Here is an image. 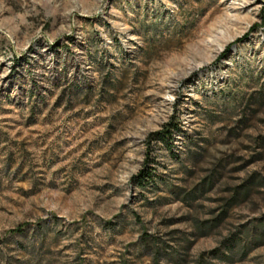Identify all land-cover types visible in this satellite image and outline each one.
Masks as SVG:
<instances>
[{"label": "rangeland", "instance_id": "rangeland-1", "mask_svg": "<svg viewBox=\"0 0 264 264\" xmlns=\"http://www.w3.org/2000/svg\"><path fill=\"white\" fill-rule=\"evenodd\" d=\"M262 18L0 0V264H264Z\"/></svg>", "mask_w": 264, "mask_h": 264}, {"label": "trees", "instance_id": "trees-1", "mask_svg": "<svg viewBox=\"0 0 264 264\" xmlns=\"http://www.w3.org/2000/svg\"><path fill=\"white\" fill-rule=\"evenodd\" d=\"M263 20V24H264V18H262ZM159 134V133H158ZM161 138L164 137L163 134H160ZM152 170L148 167H145L143 169H141L138 174L134 177L135 181H136V185L137 186H145L147 183L150 182L151 178H152Z\"/></svg>", "mask_w": 264, "mask_h": 264}]
</instances>
